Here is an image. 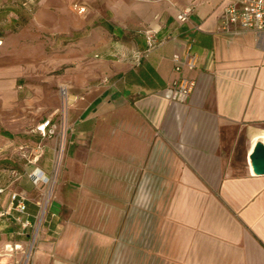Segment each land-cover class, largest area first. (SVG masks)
<instances>
[{
  "label": "crops",
  "instance_id": "crops-1",
  "mask_svg": "<svg viewBox=\"0 0 264 264\" xmlns=\"http://www.w3.org/2000/svg\"><path fill=\"white\" fill-rule=\"evenodd\" d=\"M98 1L110 12L107 28L115 39L99 41L96 30L94 46L80 42L64 58L75 59L79 72L78 81H64L73 127L68 152L77 149L66 161L86 174L92 166L111 165L117 175L142 178L153 194L146 196L149 204L117 202V212L105 213L100 192H80L87 199L78 207L79 222L99 231L91 242L82 232L77 239L64 235L60 245L83 244L82 264H264V174L254 173L248 159L254 144L264 143V30L224 25V8L238 0ZM186 7L192 10L180 22ZM59 18L45 8L38 12L44 28L54 29ZM71 22L64 33L86 30L78 9ZM147 32H156L161 42L148 51ZM17 37H0V102L7 99V69L24 61L10 56L18 51ZM189 44L196 66L178 73L172 58ZM88 54L111 57L88 60ZM180 75L194 79L195 86L184 102H175L167 90ZM21 117L12 124H21ZM6 118L0 111L1 124ZM0 186V207L16 218L9 209L15 190ZM18 188L27 193L23 185ZM26 202L32 220L39 208ZM62 209L57 194L49 222L59 221ZM67 215L58 222L64 228ZM56 244L46 243L49 253L40 247L35 260L51 251L57 256Z\"/></svg>",
  "mask_w": 264,
  "mask_h": 264
},
{
  "label": "rangeland",
  "instance_id": "rangeland-1",
  "mask_svg": "<svg viewBox=\"0 0 264 264\" xmlns=\"http://www.w3.org/2000/svg\"><path fill=\"white\" fill-rule=\"evenodd\" d=\"M83 1L34 0L27 3V0H0V37L8 34L18 36V51L10 56L24 58L19 66L8 68L3 79L7 99L0 102V111L7 115V124L0 123V138L5 140H0V184L10 186L16 192L21 189L18 185H23L26 188L24 192H27L24 195L26 200L37 202L40 210V214L37 210V217L31 220V226L22 228L18 221L5 213L6 209L0 207V214L3 213L0 215V264L84 263L79 255L84 246L77 244L78 233L82 232L83 240L86 236L91 242L94 232L99 230L79 222L78 207L82 200L87 199L80 192H100L97 199L102 200L99 207L105 213L117 212L114 207L117 202L123 207H141L151 201L146 196L153 192H147L146 182L142 178L134 180L131 173L117 175L111 165H97L86 174L80 166L72 168L67 164L66 160L74 156L77 149L74 147L70 154L68 152L73 127L68 123L69 89L64 81L69 77L71 81H78L79 72L75 59L67 61L64 58L69 50H77L80 42H85L87 47L94 46L96 30L99 41L115 39L107 28L111 23L110 12L104 3ZM80 3L86 7L82 13L87 22L86 30L64 33V29L70 28L72 16L77 14L76 6ZM41 8L60 16L54 29L39 26L38 12ZM2 54L0 52V56ZM100 55L111 57L109 54H88V60ZM20 113L23 120L15 126L12 123ZM48 119L50 123L43 132L40 131L39 126ZM88 151L94 153L96 150ZM35 172H43L47 181L35 184L32 180ZM57 194L64 208L61 218L64 213L71 214L66 216L65 228L58 223L61 218L56 223L48 219L49 207L57 199ZM64 235L75 237V243L60 245ZM47 242L57 243L54 247L59 249L56 251L59 256H54L51 251L49 257L38 263L35 256L40 247L49 253ZM93 246V243L89 244L88 250Z\"/></svg>",
  "mask_w": 264,
  "mask_h": 264
},
{
  "label": "built area",
  "instance_id": "built-area-1",
  "mask_svg": "<svg viewBox=\"0 0 264 264\" xmlns=\"http://www.w3.org/2000/svg\"><path fill=\"white\" fill-rule=\"evenodd\" d=\"M76 8L81 13L85 12V6L78 5ZM191 10V7L184 8L178 14L177 20L180 22L187 20ZM224 17V25L262 31L264 30V0H238L237 4H229L224 8ZM145 41L147 51L161 43L156 32H147ZM172 60L174 63V70L181 73L184 68H194L196 66L197 55L191 52V46L189 44L182 56L175 55ZM194 86V79L180 75L168 88V97L175 102H184L192 92ZM64 93L66 94L65 91ZM49 123L50 120L48 119L42 123L38 129L43 132ZM47 179V176L43 172H35L32 174V180L35 184L44 183ZM4 191L5 187L0 186V196ZM9 209L16 212V220L20 223L22 228L31 226L32 222L29 219L24 195L15 191L12 192L10 195ZM39 214L40 210L38 212V215Z\"/></svg>",
  "mask_w": 264,
  "mask_h": 264
},
{
  "label": "water",
  "instance_id": "water-1",
  "mask_svg": "<svg viewBox=\"0 0 264 264\" xmlns=\"http://www.w3.org/2000/svg\"><path fill=\"white\" fill-rule=\"evenodd\" d=\"M248 159L254 173L264 174V143L262 141H257L254 144Z\"/></svg>",
  "mask_w": 264,
  "mask_h": 264
},
{
  "label": "trees",
  "instance_id": "trees-1",
  "mask_svg": "<svg viewBox=\"0 0 264 264\" xmlns=\"http://www.w3.org/2000/svg\"><path fill=\"white\" fill-rule=\"evenodd\" d=\"M109 30L111 31V28H110V27H109ZM26 206H27V209H28L29 203L26 202ZM27 211H28V210H27ZM13 220L17 222V220H16L15 217L13 218ZM17 223H18V222H17Z\"/></svg>",
  "mask_w": 264,
  "mask_h": 264
},
{
  "label": "bare ground",
  "instance_id": "bare-ground-1",
  "mask_svg": "<svg viewBox=\"0 0 264 264\" xmlns=\"http://www.w3.org/2000/svg\"><path fill=\"white\" fill-rule=\"evenodd\" d=\"M264 132V131H263ZM251 139H253V138H251ZM255 139V138H254ZM162 205V204H161Z\"/></svg>",
  "mask_w": 264,
  "mask_h": 264
}]
</instances>
